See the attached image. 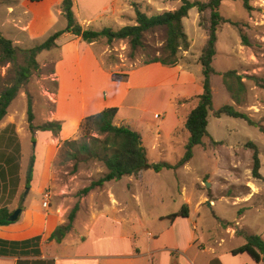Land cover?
<instances>
[{"label":"crops","instance_id":"0c3cea01","mask_svg":"<svg viewBox=\"0 0 264 264\" xmlns=\"http://www.w3.org/2000/svg\"><path fill=\"white\" fill-rule=\"evenodd\" d=\"M61 2L19 0L15 6L5 7L4 27L8 25L13 46L30 48L52 33L64 30L66 20L61 13ZM72 10L79 24L90 28L99 18L120 19L123 11L131 12V6L125 0H73ZM55 44L45 60L36 59L39 69L46 63L50 66L47 76L52 86L46 92L52 95L53 102L37 94L38 99L30 104L33 126L58 123V133L31 132L26 119L27 107L17 120V112H10L9 105L0 121V209L6 208L11 214L21 210L14 223L0 226V264H171V258L175 259L172 264H196L193 261L196 254L188 263L179 260L197 244L193 232L183 231L179 222L190 216L189 198L184 211L186 217L171 219L172 214L150 217L141 211L133 193L134 182L142 172L117 181L126 179L123 194L127 197L107 189L108 182L80 197L75 176L57 165L61 144L76 137L85 117L105 108L117 109L115 125L125 124L135 130L134 119L128 114L139 112L137 122L146 125L160 122L157 126L164 131V138L171 137L180 124L179 113L186 117L189 107L188 103L174 106V100H186L202 92L199 80L194 77L198 57L188 59L191 44L187 51L180 53L189 63L173 67L152 63L129 69L123 64L105 67L99 57V52L105 50L97 49V42L88 44L64 33ZM114 73L127 74V78L119 81L113 77ZM122 111L125 114L121 117ZM27 137L34 155L29 188L25 187V179L31 155L25 152L22 141ZM47 187L51 197L48 207L43 208L41 195ZM75 206L70 230L60 241H46L58 226L67 224ZM196 207H199L197 201ZM238 226L236 222L235 234L255 235L244 233ZM225 230L226 234L235 235L229 227ZM260 237L264 241V233ZM231 251L209 258L205 264L213 259L216 264H264V260L255 263L246 253L232 255Z\"/></svg>","mask_w":264,"mask_h":264},{"label":"rangeland","instance_id":"374dc122","mask_svg":"<svg viewBox=\"0 0 264 264\" xmlns=\"http://www.w3.org/2000/svg\"><path fill=\"white\" fill-rule=\"evenodd\" d=\"M125 1L129 6L136 3L140 11L148 16L175 10L181 4L180 0ZM197 1L206 2L207 0ZM18 2L19 0H0V31L9 40L8 25L4 27V8L15 6ZM249 6L251 9L247 10L241 0H236L223 1L219 7V14L225 22L220 24L217 31V51L212 62L215 71L210 80L213 94L212 107L216 110L223 105H232L237 111L248 114L264 130V84L261 88L248 79V76L253 75L264 79V0H251ZM188 13V17L184 18L182 23L191 44L188 56L190 61L199 58L207 34L200 26L202 18L196 8L190 9ZM202 16L206 18L207 15L205 13ZM134 18L135 13L131 6V12L123 11L120 19L113 21L110 17L106 21L104 17L99 18L90 24V28L118 29L134 25ZM230 23H236V25ZM241 35L245 36L249 42L248 46L242 45ZM164 40L165 31L155 29L145 33L144 47L139 48L132 55L127 41L118 40L107 43L104 38H101L97 41L96 47L101 51L105 50V53L99 52L100 61L105 67L123 64L126 69H129L145 66L142 63L162 48ZM35 45L36 43L32 46ZM16 48L15 61L0 65V93L14 84L16 68L24 64L21 49L26 47ZM52 51L44 50L37 55L36 59L45 60ZM188 59L184 60L181 56L178 64L189 63ZM49 68L48 63L42 69H39L38 65L37 71H34L20 87L9 107L10 112H17V120L20 118L21 111L26 109L28 102L33 103L38 99L37 94L47 101L46 90L52 86L47 73ZM227 71H236L243 77L246 94L241 105H236L224 88L221 74ZM114 75L127 74L114 73L115 78ZM194 77L199 80V86H201L202 72L198 63L194 70ZM177 100L179 99L174 100V106L183 104H177ZM194 104L195 101L189 102L188 106L192 107ZM189 107H187L188 111ZM123 114H125L124 111L120 113L121 117ZM128 115L134 119L135 130L140 135L146 159L150 163L166 162L174 165L184 156L189 134L183 128L186 119L183 114L179 113L180 124L174 128L169 138H164V131L161 128V131L159 130L157 125L160 122L155 125L154 123L146 125L136 121L139 112H129ZM207 123L209 137L203 139L202 145L191 149L192 158L186 164L175 170L162 169L159 173L152 170L141 171L142 175L134 182V198L139 201L141 211L150 217L177 213L183 205H186V200L189 198L190 216L186 221L179 222L183 231L193 232L197 244L179 259L182 263H188L189 259L196 254L197 258L193 261L196 264H205L209 258L222 255L244 244L245 236L235 234L236 222L239 224L238 228L244 233L259 236L264 233V131L261 132L258 127L248 125L242 119L226 116L214 118L212 113H209ZM22 128H26L25 123ZM209 138L221 143L213 146ZM22 141L25 152L32 155L33 148L29 137L22 138ZM248 142L256 145L259 150L260 179L254 178L251 174L253 151L247 147ZM57 165L68 174L75 176L74 182L80 187L77 195L80 197H82L79 193L82 187L97 180L106 171L100 162L84 157H79L77 162L58 161ZM125 183L126 179L120 182L111 181L106 183V188L114 190L120 197H127L123 194ZM206 183L209 184L208 187ZM196 201L199 207H196ZM227 227L235 235L226 234ZM173 260L175 259L171 258V264Z\"/></svg>","mask_w":264,"mask_h":264},{"label":"trees","instance_id":"16d2710c","mask_svg":"<svg viewBox=\"0 0 264 264\" xmlns=\"http://www.w3.org/2000/svg\"><path fill=\"white\" fill-rule=\"evenodd\" d=\"M29 2H40L42 0H28ZM223 1L236 0H207L189 1L180 0V6L172 11L162 12L159 14L148 16L140 11L136 3L131 4L135 13V24L112 29L103 27L100 30L83 28L73 14V0H62L61 13L66 20L64 30L57 31L49 35L43 42L36 44L30 48L21 49L24 57V64L16 68V76L14 84L6 88L0 93V121L4 118L7 108L17 96V93L24 82H26L31 74L38 69L36 61L37 55L44 51L55 47L56 40L64 33H69L75 38H79L85 43H93L104 38L107 43L113 41H127L131 51V55L139 48L144 47V35L155 29H163L165 31V40L163 46L150 59L144 61L142 65L150 63H160L163 66H176L181 60L180 53L189 49L190 44L184 32L182 20L188 16V12L192 8H196L201 15L200 26L207 34L206 41L203 45L198 58V63L201 66L202 81L201 94L189 99H179L177 104L194 102L186 119L183 123V128L189 134V139L186 144V152L184 156L174 165L166 162L150 163L146 159L145 148L142 146L141 138L138 132L125 124L115 125L114 118L117 114L116 108H105L102 111L85 117L79 126L77 138L65 141L61 144L58 153V161L64 162L72 160L77 162L79 157L85 159H93L100 162L105 167V173L95 181L83 188L80 195L87 194L90 190L103 186L106 182L119 181L123 177L137 175L144 170H152L159 173L162 169L175 170L186 164L191 158V149L194 146L202 145L203 139L209 137L207 132V117L212 113L214 118L226 116L234 119H242L248 125L258 127L261 132L263 128L246 113L237 111L232 105H223L216 110H213L211 90V76L215 74L212 67L213 58L216 53L217 31L221 23L225 22L220 14L219 7ZM245 9L250 10L249 1L241 0ZM206 13V18L202 15ZM236 25V23H230ZM241 43L248 46L249 42L245 36L241 35ZM17 48L12 42L5 38L0 31V65L13 63L16 59ZM115 79L125 80L127 75H114ZM222 82L225 90L228 92L230 99L236 104L241 105L244 102L246 87L242 81L243 77L238 75L236 71H227L221 74ZM258 87H263L264 79L257 76H248ZM26 119L28 128L31 132L35 130H49L53 134H57L60 128L58 123H46L42 126L35 127L32 124L33 113L31 104L28 102L26 110ZM210 139L213 146L220 144ZM247 147L252 149V169L251 174L254 178L260 179L259 173V150L251 142H248ZM34 165V155L32 154L28 161L25 187L29 188ZM75 170V168L73 169ZM77 210L75 206L68 215V222L65 225L58 226L46 241H60L65 234L70 230L71 224ZM186 206L183 205L178 213L170 215L173 219L177 216L186 217ZM11 213L6 209H0V226H5L14 223L10 220ZM39 240V238L35 239ZM246 253L255 263H260L264 260V241L259 235H245V243L231 251L232 255ZM215 259L210 261V264H216Z\"/></svg>","mask_w":264,"mask_h":264},{"label":"built area","instance_id":"2783aa9c","mask_svg":"<svg viewBox=\"0 0 264 264\" xmlns=\"http://www.w3.org/2000/svg\"><path fill=\"white\" fill-rule=\"evenodd\" d=\"M47 98H48V101L50 102H53V97L52 95L48 94L47 93ZM42 207L43 208H47L48 207V204H49V199L51 197V191H50V188H45L44 191L42 192Z\"/></svg>","mask_w":264,"mask_h":264},{"label":"water","instance_id":"95a60500","mask_svg":"<svg viewBox=\"0 0 264 264\" xmlns=\"http://www.w3.org/2000/svg\"><path fill=\"white\" fill-rule=\"evenodd\" d=\"M206 186L208 187L209 184L206 183ZM28 191V189L25 190V193ZM21 210L20 209H16L11 215H10V220L11 221H15L17 219V217L19 216ZM263 258H264V253H263Z\"/></svg>","mask_w":264,"mask_h":264}]
</instances>
